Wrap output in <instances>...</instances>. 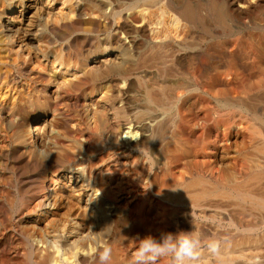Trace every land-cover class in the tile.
<instances>
[{
	"label": "bare ground",
	"instance_id": "1",
	"mask_svg": "<svg viewBox=\"0 0 264 264\" xmlns=\"http://www.w3.org/2000/svg\"><path fill=\"white\" fill-rule=\"evenodd\" d=\"M194 229L264 264V0H0V264Z\"/></svg>",
	"mask_w": 264,
	"mask_h": 264
},
{
	"label": "clouds",
	"instance_id": "2",
	"mask_svg": "<svg viewBox=\"0 0 264 264\" xmlns=\"http://www.w3.org/2000/svg\"><path fill=\"white\" fill-rule=\"evenodd\" d=\"M202 233L195 229L191 232L164 233L159 239L147 236L139 239V246L133 258V264H157L167 257L170 264H204V252L211 257H219L223 242L212 239L203 242ZM112 259V248L109 245L99 252L100 264H109Z\"/></svg>",
	"mask_w": 264,
	"mask_h": 264
},
{
	"label": "rangeland",
	"instance_id": "3",
	"mask_svg": "<svg viewBox=\"0 0 264 264\" xmlns=\"http://www.w3.org/2000/svg\"><path fill=\"white\" fill-rule=\"evenodd\" d=\"M138 231V232H137ZM137 231H136V229H135V232H134V234L135 233H137L138 235H136V238L140 235V229H137ZM138 239V238H137Z\"/></svg>",
	"mask_w": 264,
	"mask_h": 264
}]
</instances>
